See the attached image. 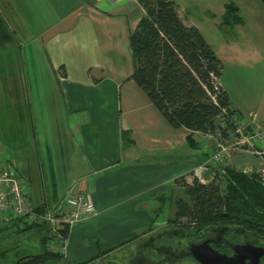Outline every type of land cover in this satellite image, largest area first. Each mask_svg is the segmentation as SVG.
Masks as SVG:
<instances>
[{
	"label": "crops",
	"instance_id": "crops-1",
	"mask_svg": "<svg viewBox=\"0 0 264 264\" xmlns=\"http://www.w3.org/2000/svg\"><path fill=\"white\" fill-rule=\"evenodd\" d=\"M225 1L215 22L220 36L209 41L173 2L182 22L196 27L217 55L229 108L264 125V3L240 0L247 4L240 7L230 0L240 19L220 24ZM142 13L136 0H0L14 35L0 51L23 52L26 115V133L2 134L0 147L30 200L31 192L38 197L34 205L53 206L73 190L94 207L68 225L60 251L68 264L102 259L166 223V204L183 194L174 179L190 182L212 147L198 132L188 141L190 130L171 126L129 77L128 34ZM126 131L129 139L121 137ZM261 161L241 151L225 164L249 173ZM215 168L208 163L197 178L208 182ZM11 226L18 230L12 221L0 223V238ZM37 231L40 248L30 252L41 250Z\"/></svg>",
	"mask_w": 264,
	"mask_h": 264
},
{
	"label": "trees",
	"instance_id": "trees-1",
	"mask_svg": "<svg viewBox=\"0 0 264 264\" xmlns=\"http://www.w3.org/2000/svg\"><path fill=\"white\" fill-rule=\"evenodd\" d=\"M136 1L143 13L128 34L133 63L129 77L171 126L190 130L188 141H193V132L228 137L233 129L230 117L237 113L229 108L228 96L218 84L221 63L217 55L196 27L182 22L172 0ZM223 7L220 24L238 22L236 5L226 0ZM13 40V32L0 15V48ZM128 135L127 131L121 133L122 138L129 139ZM174 184L182 188L184 197L174 198V212L168 222L197 227L233 222L264 233V185L256 172L223 164L217 165L208 182L193 175L190 182L178 176ZM10 221L18 230L34 228L41 232V250L22 253L11 264H56L62 258L59 251L47 246L43 224L25 223L18 218ZM67 229L66 223L59 227L63 239Z\"/></svg>",
	"mask_w": 264,
	"mask_h": 264
},
{
	"label": "built area",
	"instance_id": "built-area-1",
	"mask_svg": "<svg viewBox=\"0 0 264 264\" xmlns=\"http://www.w3.org/2000/svg\"><path fill=\"white\" fill-rule=\"evenodd\" d=\"M233 129L228 138L203 134L211 142L208 158L193 169L194 175L206 168L210 162L223 165L233 153L244 151L262 159L256 170L264 185V125L253 118L231 115ZM0 153V223L18 218L25 223L43 224L46 228L47 246L61 251L63 238L59 227L72 223L94 211L92 202L81 192L70 190L61 196L53 206L34 205L23 184L22 178L7 158Z\"/></svg>",
	"mask_w": 264,
	"mask_h": 264
},
{
	"label": "flooded vegetation",
	"instance_id": "flooded-vegetation-1",
	"mask_svg": "<svg viewBox=\"0 0 264 264\" xmlns=\"http://www.w3.org/2000/svg\"><path fill=\"white\" fill-rule=\"evenodd\" d=\"M103 264H264V233L233 222L166 221Z\"/></svg>",
	"mask_w": 264,
	"mask_h": 264
},
{
	"label": "rangeland",
	"instance_id": "rangeland-1",
	"mask_svg": "<svg viewBox=\"0 0 264 264\" xmlns=\"http://www.w3.org/2000/svg\"><path fill=\"white\" fill-rule=\"evenodd\" d=\"M178 4L179 9L188 16L192 17L200 27L204 37L209 41L220 36V32L215 26L218 17L221 14L223 0H173ZM240 7L247 4L236 0ZM23 52L18 50L0 51V138L2 134L19 138L26 133L24 124L26 115L24 113L25 89L23 82ZM12 93V96H10ZM217 136V134H215ZM229 137V132L227 133ZM221 137V136H220ZM227 138V137H226ZM225 139V138H224ZM7 148L0 147L2 158L9 159ZM200 165V164H199ZM197 167V166H196ZM195 167V168H196ZM193 172V170H192ZM194 174V173H193ZM24 182V181H23ZM26 182H24V185ZM184 197V194H174L175 197ZM38 197L31 192V200L34 202ZM173 198L169 204H166L167 211L171 216V208H174ZM11 226L7 233L0 238V264H11V262L20 254L30 251H36L40 248L38 243V231L34 228L16 230ZM143 232V231H142ZM125 247L120 246L116 251L110 252L102 259L93 260L87 264H103L106 258L114 256V253H121ZM56 264H68L64 258Z\"/></svg>",
	"mask_w": 264,
	"mask_h": 264
}]
</instances>
